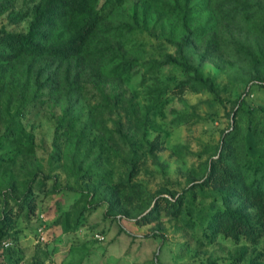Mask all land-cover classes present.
<instances>
[{"label":"rangeland","instance_id":"rangeland-1","mask_svg":"<svg viewBox=\"0 0 264 264\" xmlns=\"http://www.w3.org/2000/svg\"><path fill=\"white\" fill-rule=\"evenodd\" d=\"M250 79L264 0H0V264H264Z\"/></svg>","mask_w":264,"mask_h":264},{"label":"trees","instance_id":"trees-1","mask_svg":"<svg viewBox=\"0 0 264 264\" xmlns=\"http://www.w3.org/2000/svg\"><path fill=\"white\" fill-rule=\"evenodd\" d=\"M183 64L184 66H188L184 63H181ZM196 78L198 80H200L201 82H203L204 84H208L209 83V80L208 79H205L204 77H202L201 75H199L198 72H196ZM254 84H257L258 86H261V87H264V80H255V79H250L249 82H248V85H254ZM213 85H211V88L213 90ZM247 93V91H245V93L240 97V100H244L245 98V94Z\"/></svg>","mask_w":264,"mask_h":264}]
</instances>
